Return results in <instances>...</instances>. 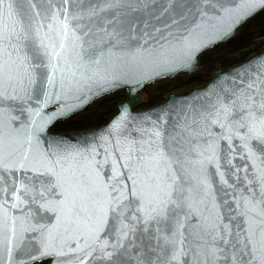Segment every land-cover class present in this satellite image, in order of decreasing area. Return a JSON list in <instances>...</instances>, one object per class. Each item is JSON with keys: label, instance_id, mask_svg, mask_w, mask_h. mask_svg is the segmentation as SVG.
I'll use <instances>...</instances> for the list:
<instances>
[{"label": "snow or ice", "instance_id": "6c2138e0", "mask_svg": "<svg viewBox=\"0 0 264 264\" xmlns=\"http://www.w3.org/2000/svg\"><path fill=\"white\" fill-rule=\"evenodd\" d=\"M257 8L0 0V264H264V53L179 103H122L90 138L50 131L194 71Z\"/></svg>", "mask_w": 264, "mask_h": 264}, {"label": "trees", "instance_id": "16d2710c", "mask_svg": "<svg viewBox=\"0 0 264 264\" xmlns=\"http://www.w3.org/2000/svg\"><path fill=\"white\" fill-rule=\"evenodd\" d=\"M264 50V11L250 20L242 27L235 38L227 44L219 45L208 51L201 57L205 76H209L215 64L222 68L242 62L249 56ZM216 54V57L214 55ZM204 77L189 78L175 86L159 85L157 95L148 94V105L152 106L163 100V96L172 90H182L186 86L203 84ZM205 82V81H204ZM122 97V96H121ZM119 92L112 96L102 98L94 103L89 110L73 116L71 119L57 123L53 127L54 132H69L90 130L100 127L117 112V104L120 101Z\"/></svg>", "mask_w": 264, "mask_h": 264}, {"label": "water", "instance_id": "95a60500", "mask_svg": "<svg viewBox=\"0 0 264 264\" xmlns=\"http://www.w3.org/2000/svg\"><path fill=\"white\" fill-rule=\"evenodd\" d=\"M262 11H264V9H262V8H257V9L251 14V16H250V17H249L244 23H242V24L237 28V30H236L234 36H232L231 38H229V39L226 40V41H222V42L218 43L217 45L230 42V41L235 37V35L237 34V31H238L241 27H243V26H244L249 20H251L252 18H254L255 16H257V15H258L259 13H261ZM217 45H215V46H217ZM215 46H213V47H215ZM213 47H209L206 51H204V52L199 56V67H198V68H196L194 71H191V72H189V71H187V70H186V71H182V72L178 73L177 75L182 74V73H185L187 76H191L193 73L197 72V71L200 69V58H201V56H202L204 53H206L209 49H211V48H213ZM262 53H264V52H262ZM260 54H261V53L256 54V55H253V56H251L250 58L246 59L245 61L251 59V58L254 57V56H259ZM245 61H243V62H241V63H239V64H242V63H244ZM239 64H235V65H239ZM232 66H234V65H232ZM232 66L228 67L226 70H223V69L220 68V65H219V64H216L215 67H214V71H213V73H212V76H211V80H210V81H212V79L217 75L218 72H219V73H223V74L228 73L229 68H231ZM177 75H175V76H177ZM175 76H169V77H164V78H172V77H175ZM220 78L222 79L223 76L221 75ZM160 79H163V78H160ZM160 79H155V80H152L151 82H147V83H145V84H142L141 86L135 87V88H133V89L131 90V92H130L129 87H128L127 85L122 86V87H118V88L114 89L113 91L109 92V93L106 94V95L98 96L97 98H95L94 100H92V101H91L86 107H84L83 109L78 110V111H75V112H72V113H70L69 115L65 116L64 118L59 119L54 125H56V124H57L58 122H60V121H65V120H67V119H70V118H71L73 115H75V114H78V113H81V112L86 111V110H87V109H88V108H89V107H90V106H91L96 100H98V99H100V98H102V97H104V96L110 95V94L116 92V91L119 90V89H125V98H124L123 100H121V101L118 103V105H117V113H116L115 115H117L118 112L120 111V105H121L122 103H125L126 106L129 107V108H131L134 112H142V111H145V110H148V109H158L159 106H161V105H165V104H169V103H171L172 101H176L177 103H179L180 100H182L184 97H186L188 93L193 92V91L196 90V89H202V88H204V87L210 82V81H209V82H208L206 85H204V86L194 87V88H192V89H191L188 93H186V94H179V93L170 92V93H168V94L165 95V97H164V101H163L162 103H160V104H158V105H156V106H153V107H149V108L143 107V106L146 105V102H147V95L143 92V90H144L148 85H150L151 83H153V82H155V81H158V80H160ZM115 115H113V116L111 117V119H112ZM111 119H110V120H111ZM110 120H109V121H110ZM109 121L107 122V124L109 123ZM107 124H106V125H107ZM54 125H53V126H54ZM106 125H104V126H106ZM53 126L51 127V129L53 128ZM104 126L99 127V128H96V129L88 130V131H72V132H64V134H70L71 136L75 137L76 140H84V139L90 138V134L93 133L95 130L100 129V128H103ZM51 129H50V131H51ZM51 132H52V131H51ZM52 133H54V132H52Z\"/></svg>", "mask_w": 264, "mask_h": 264}, {"label": "rangeland", "instance_id": "374dc122", "mask_svg": "<svg viewBox=\"0 0 264 264\" xmlns=\"http://www.w3.org/2000/svg\"><path fill=\"white\" fill-rule=\"evenodd\" d=\"M214 55V54H213ZM214 57H216V54L214 55ZM214 69V68H213ZM205 72H206V70L204 71V69H203V66L201 65V69L199 70V71H197V72H195V73H193L192 75H191V77H186L184 74L183 75H179V76H176V77H174V78H172V79H164V80H160V81H157V82H155V83H153L152 85H150L146 90H144L145 91V93L146 94H152V95H157V92H156V90L159 88L158 86L159 85H167V86H169V87H171V86H175L176 84H178V83H182L183 81H186L187 82V80H186V78L187 79H189V78H195V77H197V76H202V77H204L205 76ZM212 72H213V70L212 71H209V76H207V77H204V81H203V84H201V85H197V86H203L204 84H206L209 80H210V78H211V75H212ZM193 87H195V85H190V86H186V87H184L182 90H174L173 92H177V93H186V92H188L190 89H192ZM119 92V96L121 97L120 98V100L123 98V96H124V90H119L118 91ZM118 92H116V93H118ZM163 100H161L160 102H162ZM148 106V105H147ZM84 112H86V111H84ZM83 112V113H84Z\"/></svg>", "mask_w": 264, "mask_h": 264}]
</instances>
